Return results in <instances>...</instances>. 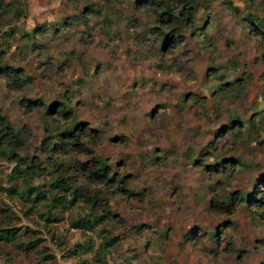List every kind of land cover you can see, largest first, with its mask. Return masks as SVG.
<instances>
[{
    "label": "rangeland",
    "instance_id": "374dc122",
    "mask_svg": "<svg viewBox=\"0 0 264 264\" xmlns=\"http://www.w3.org/2000/svg\"><path fill=\"white\" fill-rule=\"evenodd\" d=\"M0 117L32 165L0 155V229L40 238L0 264H264V0H0ZM56 178L93 204L3 191Z\"/></svg>",
    "mask_w": 264,
    "mask_h": 264
},
{
    "label": "trees",
    "instance_id": "16d2710c",
    "mask_svg": "<svg viewBox=\"0 0 264 264\" xmlns=\"http://www.w3.org/2000/svg\"><path fill=\"white\" fill-rule=\"evenodd\" d=\"M139 2H144L146 0H136ZM163 8H160V10L157 12L158 16L166 15L169 18L174 19V29L177 31H180L182 29V26L188 23V16L186 15H181L182 12H179V15L175 16L173 13L172 9L167 6L166 3H164ZM173 21V20H172ZM174 30V31H175ZM162 38L163 41H168L169 37L172 35V31H167L163 30L162 32ZM178 35V34H176ZM179 36V35H178ZM9 72L11 73H17V69L15 68H10ZM34 104L35 102L32 101ZM57 113H60L61 115H65L67 113L66 108L63 105H60L58 109H56ZM0 124L2 125V133L0 134V155L6 156V157H11L14 162H16V167H15V174L18 175L17 173L23 174V172L26 173H31V167L32 165L30 163H26V165L23 168H20V161L23 159L20 158L17 155V152L15 151V147H13L12 144H9V142L5 139L12 140L14 143H18L21 141V136L18 131H15L10 124L7 122V120L3 117H0ZM77 124H74L73 126H67L64 128V130H61L59 133L60 134H66L69 138V142L74 139L75 137L72 136V130L75 128ZM90 162L93 164V173H95L97 176H99L102 179L106 178V165L98 158H89ZM19 168V169H18ZM26 168H30V170H26ZM69 185L65 180L62 178H56L53 182L49 184V192L47 195L38 187V186H30L29 184H25L22 188L20 189H13V188H4L3 191H5L8 195L12 194H24L27 195V197H30V202L31 203H36L39 201H45L48 204V209H52L58 206H63V205H73L74 201L77 200L78 198H82L84 201H86L89 204H93L94 200L88 201L86 198H84L82 195L75 193L74 191L71 192L69 197H66L64 194H59V191H65L68 188ZM245 202H251L252 204L254 202V206L258 205H264V198L262 196H256V195H246L243 196ZM106 212V211H105ZM104 214H100V216H103ZM46 221H50L52 218H49L46 216ZM99 220L98 216H95L90 219H85V218H77L75 220H72L69 222V227L74 228V229H79L81 231H90L92 230L94 223ZM17 229L16 228H8V229H0V241L2 240L3 242H11L15 247L22 251L26 250H34L36 245L39 243L40 238H28L25 243H21L17 240L18 234H17ZM116 242V239L113 238L112 236L109 237H104L102 242L99 244L97 250L94 252V258L96 260H100V257L103 252L107 250V248L111 247L114 245ZM79 247L80 251L85 252V251H90L91 250V245L90 244H85V245H76ZM75 253V252H73ZM42 257H46L45 255H42Z\"/></svg>",
    "mask_w": 264,
    "mask_h": 264
}]
</instances>
